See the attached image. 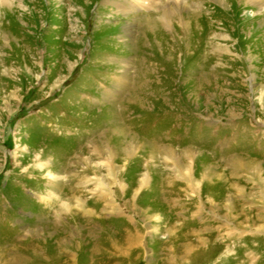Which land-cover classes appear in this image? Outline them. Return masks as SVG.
Here are the masks:
<instances>
[{"label": "rangeland", "instance_id": "1", "mask_svg": "<svg viewBox=\"0 0 264 264\" xmlns=\"http://www.w3.org/2000/svg\"><path fill=\"white\" fill-rule=\"evenodd\" d=\"M172 2L0 0V264H264V5Z\"/></svg>", "mask_w": 264, "mask_h": 264}, {"label": "bare ground", "instance_id": "2", "mask_svg": "<svg viewBox=\"0 0 264 264\" xmlns=\"http://www.w3.org/2000/svg\"><path fill=\"white\" fill-rule=\"evenodd\" d=\"M123 1V2H122ZM125 1V2H124ZM136 1H138L139 2V4H137L136 3ZM164 1H167V0H129V2L132 4L133 2H134V4H136V5H139V6H141V8L142 7H145L144 9H147V6H152V7H155V8H157V5H158V2H159V4L160 3H162V2H164ZM173 2L172 3H170V4H172V5H169L168 7H166V6H163L164 7V9H165V11H164V14H165V16H160L159 18H157V19H154L153 17H148V18H146L145 19V29L147 28L148 30H150L151 31V29H153V28H155V26L157 27V25H162V26H166L168 23H171V20H172V18L174 17V14H175V12H178V9L180 8V10L182 9V8H184V7H186V6H188V0H172ZM224 1V0H223ZM247 3H252V4H254V5H256V6H259V7H263V5H264V0H245ZM113 2L115 3V5L118 7H120V8H122V10H126V9H124L127 5L129 6L130 5V3L127 1V0H113ZM219 2V1H218ZM220 3H224V2H222V1H220ZM191 4V3H190ZM175 6V8H173ZM190 6V5H189ZM158 7H160V6H158ZM192 7V6H191ZM154 8V9H155ZM164 9H162V10H164ZM192 9H193V7H192ZM185 10V9H184ZM192 11V10H191ZM191 11L189 12V13H191ZM188 13V12H187ZM192 14V13H191ZM194 14H195V12H194ZM198 15V14H197ZM185 16V15H184ZM188 16V15H187ZM192 16V15H191ZM176 17H177V15H176ZM175 17V18H176ZM178 19L179 20H181V17L179 16L178 17ZM185 23V22H184ZM185 25V24H184ZM117 79V78H116ZM121 80V79H120ZM123 81V80H122ZM121 81V82H122ZM119 82V81H118ZM128 82V81H127ZM122 83H124V82H122ZM126 84V83H125ZM126 86V85H125ZM135 97L134 96H132L131 98H130V100H132V101H134L135 99H134ZM138 98V97H137ZM121 131V130H120ZM110 132H113V133H115V134H118L119 133V129H118V127L117 128H113L112 130H110ZM102 137V136H101ZM154 147V146H153ZM158 149H157V147H156V151H157ZM126 151H128L129 152V154L130 153H132V149L131 150H129L128 148L126 149ZM170 152L169 151V149H166V148H163V152L165 153V154H168V152ZM179 164V163H178ZM245 164V163H244ZM237 167L238 166H240V163L238 162L237 163V165H236ZM179 168V167H178ZM146 178V177H145ZM104 193V192H103ZM102 196V195H101ZM171 228H175L176 229V225H172V226H170V228H169V231L170 232H172L173 230H171ZM173 233H174V231H173ZM177 236H179V235H177ZM177 238H179V237H176V238H174V239H176L177 240ZM188 245H190V244H188ZM46 247V246H45ZM188 247V246H187ZM217 250V249H216ZM53 253V252H52ZM15 258V257H14Z\"/></svg>", "mask_w": 264, "mask_h": 264}]
</instances>
